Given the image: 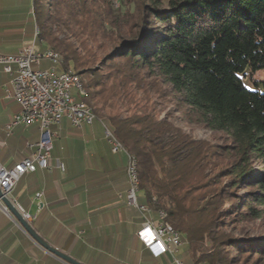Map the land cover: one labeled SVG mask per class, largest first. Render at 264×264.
<instances>
[{"label":"trees","instance_id":"1","mask_svg":"<svg viewBox=\"0 0 264 264\" xmlns=\"http://www.w3.org/2000/svg\"><path fill=\"white\" fill-rule=\"evenodd\" d=\"M120 2L122 12L116 0H31L37 46L76 71L79 100L135 159L145 204L182 234L183 264L264 254V242L218 232L223 217L264 216V77L254 76L264 71V0ZM246 69L253 89L239 76ZM170 93L176 119L158 114ZM191 122L228 143L191 137L183 128Z\"/></svg>","mask_w":264,"mask_h":264},{"label":"crops","instance_id":"2","mask_svg":"<svg viewBox=\"0 0 264 264\" xmlns=\"http://www.w3.org/2000/svg\"><path fill=\"white\" fill-rule=\"evenodd\" d=\"M32 19L31 0H0V53L33 40ZM7 81L0 70V164L9 167L31 154L39 130L10 127L17 103L4 96ZM52 131L51 166L24 174L11 194L32 228L82 264H173L170 254L154 257L137 237L143 218L125 200L127 155L112 152L103 124L96 119L78 130L63 118ZM137 196L145 204L141 190ZM184 251L185 243L176 256L188 263ZM0 264L67 263L35 243L0 203Z\"/></svg>","mask_w":264,"mask_h":264},{"label":"built area","instance_id":"3","mask_svg":"<svg viewBox=\"0 0 264 264\" xmlns=\"http://www.w3.org/2000/svg\"><path fill=\"white\" fill-rule=\"evenodd\" d=\"M43 62L56 63L50 53L31 42L22 46L16 53H0V70L8 76L4 96L17 103L10 127L36 124L39 130L37 141L28 144L32 149L30 155L9 167L0 164V190L8 197H11L18 180L24 174L35 171L37 167L51 166L53 126L63 118L78 130L94 122L87 109L73 98L71 73L59 71L53 66H42ZM104 129L112 152L121 151L117 143L112 142L111 133ZM128 163L127 158L125 200L143 218L142 225L136 232L137 237L154 257L168 253L173 264H183L176 252L185 242L181 241V236L175 235V229L164 226L161 213H156V217L152 218L150 212L140 210L137 185L132 181ZM57 167L64 170V164L60 161L57 162ZM23 215L28 217V214Z\"/></svg>","mask_w":264,"mask_h":264},{"label":"rangeland","instance_id":"4","mask_svg":"<svg viewBox=\"0 0 264 264\" xmlns=\"http://www.w3.org/2000/svg\"><path fill=\"white\" fill-rule=\"evenodd\" d=\"M43 5L44 4L42 3L41 6ZM114 6L117 12L118 11L122 12L125 9V6L120 2V0H116V3L114 4ZM128 7L130 10H132L133 6L129 5ZM53 30H57L56 27H54ZM35 31L36 29L34 30V34H35ZM54 33L59 38L67 34L65 31H61V30L59 31V29ZM33 38H34V35H33ZM70 40L74 45L78 46V42L76 41V39L71 37ZM45 49L52 50L58 56L60 63L56 62L54 64V63H49V62H43L42 66H46V67L53 66L57 70L61 71L63 63H62L60 55L54 49H52V47H46ZM66 69H70L76 72L71 67L66 68ZM239 76L241 77L246 87H248L249 89L254 88V85L252 84V81L250 79V73L247 69L245 73H239ZM255 77L257 79H261L264 77V73L258 72L255 75ZM159 102L161 103L160 104L161 111L158 112L159 116H163L165 113H167V115L171 119H176L177 117L181 116V112L176 111L178 108L177 107L178 99L175 97L174 94L170 93L169 95L165 96L163 99H160ZM183 128L187 133L191 135V137L195 139L204 140L210 145H223V144L228 143L226 134L224 132L210 130L207 127H205V125L202 123H196V122L185 123L183 124ZM220 222H221V225L218 228V232H224L226 235H231L232 237H236V238L242 237L245 239L254 240L255 242H264V216L258 219L253 218V217H247L246 219H240V218L235 219L232 217L231 218L223 217ZM225 250H227V253L232 256L240 255V253L234 247L227 246ZM239 264H264V254L260 253V251H257V253L256 252L255 253L254 252L252 253L244 252L241 254V260Z\"/></svg>","mask_w":264,"mask_h":264},{"label":"bare ground","instance_id":"5","mask_svg":"<svg viewBox=\"0 0 264 264\" xmlns=\"http://www.w3.org/2000/svg\"><path fill=\"white\" fill-rule=\"evenodd\" d=\"M37 34H38V31L36 30L35 31V34H34V38L32 40V44L34 45H37L36 44V37H37ZM46 52L50 53L51 56L54 58V60L57 62V63H60L59 61V58L58 56L50 49H45ZM61 71H69V70H61ZM71 73V85H72V89H73V98L76 100V101H79V103L81 105H83V107L85 109H87V112L89 114V117L92 119V120H95V116H94V113L93 111L90 109V107L86 106L82 101L79 100V98L81 96H83V94L85 93L84 91V88L82 86V83H81V80L79 78L78 75H76L75 73H73L72 71H69ZM105 128V127H104ZM108 131V130H107ZM111 138H112V142H115L117 143V141L113 138V136L111 135ZM119 143V142H118ZM117 143V146L120 147V145ZM121 150H123L125 153L126 151L122 148V146L120 147ZM127 155V153H126ZM127 158L129 159V163H128V170H129V173H130V176L132 177V181L135 182V184L137 185V192L139 190L138 188V177H137V164H136V161L135 159L131 158L129 155H127ZM138 205H139V208L140 210H143L144 212H150L152 213V210H151V207H149L148 205L144 204V203H140L138 201ZM157 213H161V217L163 218L164 220V226L169 228V229H174L171 224L166 221L165 219V213L163 211H158ZM175 235L177 236H181V241L185 242L183 237H182V234L180 232H178L177 230H175Z\"/></svg>","mask_w":264,"mask_h":264},{"label":"water","instance_id":"6","mask_svg":"<svg viewBox=\"0 0 264 264\" xmlns=\"http://www.w3.org/2000/svg\"><path fill=\"white\" fill-rule=\"evenodd\" d=\"M0 202L4 206L5 210H7L19 223L21 228L29 235V237L45 249L47 252L53 254L57 258L66 262L67 264H82L76 259L72 258L68 254L49 244L46 240H44L30 225V223L25 219L22 212L16 206V204L12 201L11 197L4 195L0 190Z\"/></svg>","mask_w":264,"mask_h":264}]
</instances>
